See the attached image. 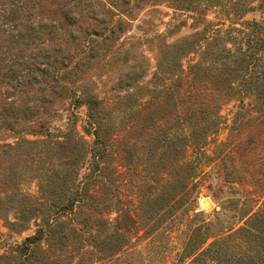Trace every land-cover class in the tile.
<instances>
[{
  "label": "rangeland",
  "instance_id": "1",
  "mask_svg": "<svg viewBox=\"0 0 264 264\" xmlns=\"http://www.w3.org/2000/svg\"><path fill=\"white\" fill-rule=\"evenodd\" d=\"M258 36L264 0H0V264H264Z\"/></svg>",
  "mask_w": 264,
  "mask_h": 264
},
{
  "label": "trees",
  "instance_id": "2",
  "mask_svg": "<svg viewBox=\"0 0 264 264\" xmlns=\"http://www.w3.org/2000/svg\"><path fill=\"white\" fill-rule=\"evenodd\" d=\"M257 39H258L259 41H262V42L264 43V38H261L260 36H258ZM255 44L258 45V41H257ZM259 46H260V45H259ZM257 49H258V47H257ZM32 240H34L33 237H27V238L25 239V241H27V242L32 241Z\"/></svg>",
  "mask_w": 264,
  "mask_h": 264
}]
</instances>
